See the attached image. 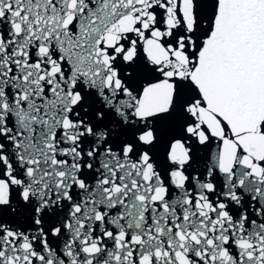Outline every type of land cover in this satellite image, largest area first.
<instances>
[{
  "label": "snow or ice",
  "instance_id": "1",
  "mask_svg": "<svg viewBox=\"0 0 264 264\" xmlns=\"http://www.w3.org/2000/svg\"><path fill=\"white\" fill-rule=\"evenodd\" d=\"M0 264H264V0H0Z\"/></svg>",
  "mask_w": 264,
  "mask_h": 264
}]
</instances>
